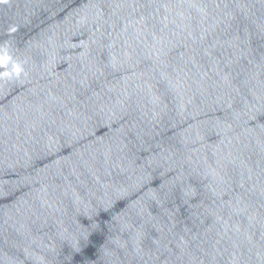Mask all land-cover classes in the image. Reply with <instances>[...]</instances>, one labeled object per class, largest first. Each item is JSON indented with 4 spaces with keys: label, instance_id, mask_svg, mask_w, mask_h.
I'll use <instances>...</instances> for the list:
<instances>
[{
    "label": "water",
    "instance_id": "1",
    "mask_svg": "<svg viewBox=\"0 0 264 264\" xmlns=\"http://www.w3.org/2000/svg\"><path fill=\"white\" fill-rule=\"evenodd\" d=\"M0 264H264V0H0Z\"/></svg>",
    "mask_w": 264,
    "mask_h": 264
}]
</instances>
